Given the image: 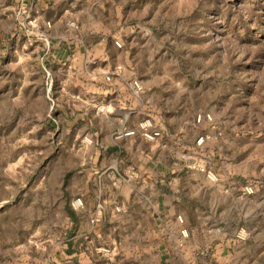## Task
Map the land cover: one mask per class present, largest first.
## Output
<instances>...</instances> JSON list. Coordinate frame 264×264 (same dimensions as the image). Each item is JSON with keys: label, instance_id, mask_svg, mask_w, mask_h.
<instances>
[{"label": "rangeland", "instance_id": "rangeland-1", "mask_svg": "<svg viewBox=\"0 0 264 264\" xmlns=\"http://www.w3.org/2000/svg\"><path fill=\"white\" fill-rule=\"evenodd\" d=\"M117 65L122 74L106 81ZM133 78L144 85L139 96L129 86ZM98 80L122 82L130 107L118 96L96 101L90 86ZM201 113L212 114L213 122L197 123ZM96 116L118 124L110 137L119 147L147 141L139 132L116 138L146 119L162 132L147 141L153 144L169 137L166 127L184 128L178 147L185 148H178L176 169L159 189L171 193L177 211L207 206V230L187 227L190 237L182 242L180 225L178 235L132 164L106 171L111 203L92 199ZM202 135L206 143L197 147ZM199 166L213 170L218 182ZM196 176L213 188L206 203L186 189ZM246 185L254 186L253 196L243 195ZM123 188L128 196L118 194ZM232 191L234 201H220ZM78 196L87 201L85 217L108 202L113 211L122 209L116 215L141 210L143 238L135 230L79 237L70 206ZM222 207L235 212L226 223ZM94 218L88 222L98 226ZM158 219L165 223L160 230ZM242 229L250 233L245 240L237 237ZM198 235L204 237L191 262L189 241ZM223 236L230 241L224 259L209 244ZM65 245L95 264H264V0H0V264H43Z\"/></svg>", "mask_w": 264, "mask_h": 264}, {"label": "crops", "instance_id": "crops-1", "mask_svg": "<svg viewBox=\"0 0 264 264\" xmlns=\"http://www.w3.org/2000/svg\"><path fill=\"white\" fill-rule=\"evenodd\" d=\"M90 89L97 97L96 101L100 99L107 102L108 100L113 99L114 96H118L120 103L125 104L126 108L127 106L130 107V105L126 103L129 101V92L126 86L118 80L108 85L103 80H98L94 84H91ZM98 119L99 120L92 124L90 128L96 139L95 145L90 148L91 154L88 167L89 181L92 183V192L90 191L92 199H97V202H100L103 199L107 202L109 198L114 197V189L111 187L110 178L106 174V171L113 166H116L121 171H124L129 164H132L137 167L140 173L139 181L143 183L148 190H151L152 194H154V196H156L159 200V213L163 216V219H165L166 222H172V230H174L175 233L178 234V224L175 216L179 213L185 215L187 227L192 230V232L199 230L204 232L207 230L209 222L212 220L210 215L211 211L207 206L201 205V207L196 206L193 208L191 207L189 210L177 211L170 205V201L172 199L171 193L165 191V188L164 190L159 189V185L164 184L167 175H170V173H173L176 169L174 164L177 159V155L179 154V134L181 131H183V133L186 132L184 128L179 127L178 131L175 130L176 132L174 133L166 127L165 132L169 135V137L162 142L158 141L153 144L141 138H136L133 140H125L119 147L111 142L110 137L111 132L114 128H117L118 124H114V122H111L110 120H103L101 117ZM135 124L136 122L131 123L132 126ZM184 148L185 147L179 148V150H183ZM119 150L121 151V154L118 152ZM196 178L200 180L196 181L189 187H186V189L192 196L197 198L199 197L204 200V203H206V199L208 198L210 192L213 191V188L207 182L205 176H196ZM125 190L126 188H123V191L118 192V194L120 193V195L128 196L130 191ZM234 197L235 191H232V195L224 196L220 201L225 202V198H227V201H234ZM108 201L111 203L110 199ZM109 202L108 207L101 213L89 211V213L85 214L87 215L85 217L82 216L83 211L74 212L73 226L79 231L78 236L84 238L89 237L90 240L91 238L96 240L97 237H100L101 235L107 237V232H111L112 230H126L127 232H133L135 230L139 234L137 237L143 238L141 237V232L146 230V223L142 211L139 210L140 213L136 212V216H134L132 210H129V212L124 215H116ZM241 211L243 210L239 209L236 214L241 215ZM234 214V211L222 207V214L220 215L222 218L220 221L226 223V221H228ZM95 216H97L98 220L101 221V223L97 224L98 226L95 225L96 227L94 225L91 226L88 222V218L90 220ZM158 220L160 223L157 222L155 226L158 230H160V227H163L165 223L164 220L162 223L161 219ZM118 221L122 224L117 225V223H119ZM128 236H131V234ZM202 237L204 236L198 235L196 238L194 237L189 241L190 252L187 255H189L188 259L191 260V262L194 261L192 250L201 246ZM208 241L206 237V243ZM214 241H216V243H214ZM229 242L230 241L225 239L224 236L219 239H214L212 237L209 244H211L212 247L215 244L218 257L220 256L219 258H223L222 256L224 255V252L230 247ZM60 249L61 250H58L59 252L54 254V256L50 255L48 260L45 262L43 261V264H95V261L91 260L85 252H82L80 248L77 249L74 245H65ZM221 250L223 252L219 255Z\"/></svg>", "mask_w": 264, "mask_h": 264}, {"label": "built area", "instance_id": "built-area-1", "mask_svg": "<svg viewBox=\"0 0 264 264\" xmlns=\"http://www.w3.org/2000/svg\"><path fill=\"white\" fill-rule=\"evenodd\" d=\"M36 23H37L36 20H30V22H29L30 26H32V27H35ZM47 25L50 26V22H48ZM116 45L121 47L119 42H116ZM123 70H124L123 66L117 65L115 68H113L112 71L106 72L104 75L106 81L111 82L112 80H114L115 77L120 76L122 74ZM129 86L136 96H139V95L143 94V92H144V85H143L142 81L139 79H136V78L131 79L129 82ZM213 119L214 118H213L212 114L201 113L196 117V122L197 123L213 122ZM138 132L143 136L144 139H146L147 141H150V142L157 141L162 135V132L159 129H156L154 127L152 121L150 119H146L139 124L138 129L124 128V129L119 130L116 134V138L121 139V138H125V137H133ZM207 138L208 137L204 136V135L199 136L196 140V146L197 147L203 146L206 143ZM85 142L88 145H90L93 143V139L87 137L85 139ZM193 167L196 168L195 166H193ZM199 170L206 174L207 179L210 182H212V183L218 182V175L213 170L207 169L203 166H199ZM119 182H120V180H116L114 182V184L117 185ZM242 192H243L244 196H253L255 194V188L253 185H246L243 188ZM70 206L75 212H80L86 208V202H85L83 197L78 196V197H75L71 201ZM104 207H105L104 205H99L98 209L103 210ZM121 210L122 209L119 206H116L114 208V211L116 213H120ZM176 219H177L178 224L180 225V240L183 242L184 240H186L190 237V230L186 226L185 218L183 215H178ZM91 222L95 224L96 218H92ZM249 236H250V233L248 232L247 229H242L237 233V237L241 240H245ZM103 251L107 252V253L110 252L109 249H103Z\"/></svg>", "mask_w": 264, "mask_h": 264}]
</instances>
